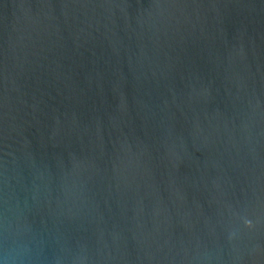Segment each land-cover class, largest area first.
<instances>
[{
  "label": "water",
  "instance_id": "1",
  "mask_svg": "<svg viewBox=\"0 0 264 264\" xmlns=\"http://www.w3.org/2000/svg\"><path fill=\"white\" fill-rule=\"evenodd\" d=\"M0 264H264V0H0Z\"/></svg>",
  "mask_w": 264,
  "mask_h": 264
}]
</instances>
